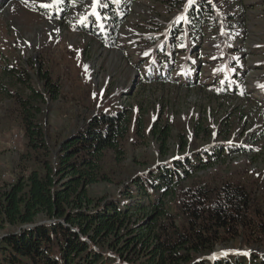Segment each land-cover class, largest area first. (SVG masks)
Here are the masks:
<instances>
[{"label":"trees","instance_id":"16d2710c","mask_svg":"<svg viewBox=\"0 0 264 264\" xmlns=\"http://www.w3.org/2000/svg\"><path fill=\"white\" fill-rule=\"evenodd\" d=\"M10 1L0 0V10ZM232 1L239 0H155L177 20L166 37L146 42L153 49L136 62L140 82L208 83L219 95L249 97L241 96L245 57L235 46L243 41L242 30L230 28L239 24L226 12ZM222 29L228 30L225 43ZM207 36L213 56L206 53ZM4 72L18 77L28 93L17 81L1 79L0 97L12 104L8 115L23 130L24 152L13 182H0V264H264V254L253 250L210 258L216 246L230 243L264 251V176L198 175L220 163L230 147L191 151L127 172L125 147L145 132L138 106L105 101L78 127L53 129L48 114L60 86L50 72L34 61ZM81 82L72 84L78 95L85 93ZM258 85L264 88V82ZM94 95L89 91L84 99ZM155 136L164 150L169 126ZM99 186L115 192L93 193Z\"/></svg>","mask_w":264,"mask_h":264},{"label":"rangeland","instance_id":"374dc122","mask_svg":"<svg viewBox=\"0 0 264 264\" xmlns=\"http://www.w3.org/2000/svg\"><path fill=\"white\" fill-rule=\"evenodd\" d=\"M109 1L113 6L104 0H11L0 10V82L2 78L4 82L17 81L18 89L26 95L28 91L18 77L3 76L4 70L27 68L30 61L42 64L60 86V98L52 103L48 114L53 129L78 127L105 101L138 106L145 132L143 137L131 136L125 147L127 172L142 171L191 151L225 146L231 148L229 154L198 175L264 176V88L258 85L264 82V0L232 1L226 7L239 24H230V28L242 30L243 41L235 46L241 49L237 54L245 57L241 96L248 94L246 99L219 95L208 83L192 87L180 83L143 85L136 62L151 53L153 47L146 42L161 34L167 36L176 16L165 13L155 0ZM225 31H221L223 43ZM212 44L207 36L209 56H213L209 49ZM210 68L205 67L203 73L215 84ZM83 79L85 93L78 95L80 89L72 88V84H82ZM92 90L94 97L86 101L84 97ZM11 106L9 100L0 97V182H13L16 164L24 152L23 130L8 115ZM165 124L170 128V138L161 150L155 135ZM92 192L114 194L115 190L99 186ZM251 250L264 254L257 248L230 243L216 246L210 258Z\"/></svg>","mask_w":264,"mask_h":264},{"label":"snow or ice","instance_id":"6c2138e0","mask_svg":"<svg viewBox=\"0 0 264 264\" xmlns=\"http://www.w3.org/2000/svg\"><path fill=\"white\" fill-rule=\"evenodd\" d=\"M189 4L193 2V0H188ZM44 7H49L50 5H43Z\"/></svg>","mask_w":264,"mask_h":264},{"label":"built area","instance_id":"2783aa9c","mask_svg":"<svg viewBox=\"0 0 264 264\" xmlns=\"http://www.w3.org/2000/svg\"><path fill=\"white\" fill-rule=\"evenodd\" d=\"M19 135H20V132H18V137H19Z\"/></svg>","mask_w":264,"mask_h":264}]
</instances>
